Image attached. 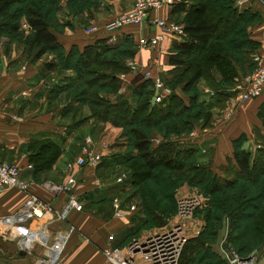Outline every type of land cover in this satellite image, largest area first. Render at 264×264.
<instances>
[{
	"label": "trees",
	"instance_id": "1",
	"mask_svg": "<svg viewBox=\"0 0 264 264\" xmlns=\"http://www.w3.org/2000/svg\"><path fill=\"white\" fill-rule=\"evenodd\" d=\"M21 2L22 0H0V20H14L8 29L0 30V35H6L11 40L21 39L22 33L18 31L19 18L24 15L31 30L25 41L27 46L23 47L25 57L35 62L41 55L52 53L54 59L46 62V65L71 70L73 74L66 87L64 86L68 95L80 104H88L91 113L99 120H108L125 128L124 135L130 134L145 170L159 167L184 170L187 165L194 168L199 166L201 169L209 166L177 158L181 151H195V147H182L177 139H163L152 147L149 134L152 130L166 134L188 133L203 110L207 111V120L212 112L209 107L215 102L223 103L228 96L236 93V90L230 88L238 84L242 75L250 73L254 68L252 56L256 52L257 44L248 38L247 28L259 20L258 14L238 8L234 4L235 0H179L173 4L170 20L182 25L183 34L179 35L181 39L172 42L168 56V63L172 67L167 72L168 77H163L171 93L152 103L154 90L150 80L130 85L129 97L117 93L121 83L119 74L127 70L126 60L135 55L136 46L131 38L122 37L109 43L106 37L100 36L82 49L72 45L66 51L55 34L62 31H57L58 26L55 27L56 30L53 29L47 21L45 13L50 8L44 12L40 5L29 3L24 11L13 14V5ZM57 7L61 9L59 1ZM71 13L68 10V14ZM200 79L213 91L212 95L204 98L197 86ZM105 91L115 96H104ZM133 98L136 103L132 102ZM256 112L264 126V100ZM246 137L247 134L243 132L232 139L235 165L249 178L262 175L264 140H261L262 146L256 155L251 157L250 150L242 144ZM32 147L29 158L33 163L34 174L49 168L61 151L60 143L51 137L34 143ZM143 181L145 185L139 191L140 215L133 217L146 222V217L150 216L155 221H160L161 214L166 213L163 212L165 208L161 207L162 193L151 183ZM220 189L219 185L211 186L212 191ZM239 194L245 204L238 208L239 215L243 216L242 221L248 224L249 229L258 231V223L253 219L254 215H258L257 210L260 207L257 196L246 194L245 190ZM166 209L172 211L173 206ZM261 209L264 213V206ZM128 230L129 227L126 232ZM256 234L254 233L255 236ZM195 248L196 246L193 249L191 247L192 252ZM186 250L181 254L179 264H194L195 261L188 255L190 251ZM205 256V252L200 255L202 258Z\"/></svg>",
	"mask_w": 264,
	"mask_h": 264
},
{
	"label": "crops",
	"instance_id": "2",
	"mask_svg": "<svg viewBox=\"0 0 264 264\" xmlns=\"http://www.w3.org/2000/svg\"><path fill=\"white\" fill-rule=\"evenodd\" d=\"M113 1H124L126 9L131 7V0ZM239 1H241L240 4ZM234 4L240 9H248L259 15V20L248 26L247 36L257 44L256 52L253 54H260L264 58V0H235ZM171 8L172 6L151 12L148 20L141 25H127L114 32L116 40L129 37L137 44L135 55L128 59V62L133 61L134 69L129 66L125 72L119 74L120 87L126 91L125 95H129L127 94L129 86L136 82L142 80L152 82V79L156 77L161 79L168 77L167 72L172 67L168 63L169 49L172 42L181 39V36L169 35L163 41L156 43L154 48H143L140 43L143 39L160 31L159 27L152 23L151 18L161 17L172 21L170 20ZM55 34L66 51L72 45L82 49L100 36L88 35L78 27ZM21 50L22 48L14 44L3 48L0 43V157L16 162L21 167V177L30 182L31 190L42 199L51 201L55 206L63 203L69 194L68 188L74 183L72 193L82 204L84 203L86 208L72 211L67 220L46 216L42 220L29 221L28 226L33 230L29 238L30 250L21 248L14 238L9 237V229L0 225V264H37L38 259L47 251L43 244L45 239L50 241L56 233L66 232L70 222L76 226V229L67 240L60 258L67 264H107L102 247L108 242L112 245L118 244L120 232L130 223L132 210L123 208L125 215L117 218L111 217V219L99 221L94 218L91 223L87 221L88 213L94 208L91 203L98 195L93 191L95 187L93 168L87 166L76 171L77 175L71 186L67 185L66 189L61 187L67 182L63 173L67 159L78 153L74 155L68 150L73 147L74 141L78 142L74 144L77 149L80 140L85 135H91L95 137L94 140L98 143L97 148L104 155L123 128L120 125L99 120L91 113L88 104H80L68 95L65 87L73 74L71 70H61L56 65L50 67L40 60L31 62L26 58L23 61ZM152 59L155 60L154 63ZM147 70H149V78L144 76ZM197 86L204 98L213 94L203 79L197 82ZM236 87L237 83L230 88V90H236V93L228 96L224 101L232 105L231 108L235 103L233 100L238 99ZM262 100H264V92L247 101H240L239 107L237 106L233 111L235 117L226 125L220 124L213 128L212 135H216L215 155L218 159L213 158L211 165L215 162L224 163L225 157L231 155L232 139L243 132L252 134L253 126L251 123L248 124L249 118L254 116L256 118L254 126H259L256 110ZM226 120L227 118H224L223 122ZM46 137H51L60 143L61 151L49 168L36 171L34 174L33 163L29 158L33 149L32 145ZM205 138L202 136L196 141L200 145L199 140L204 141ZM185 139L188 142L194 140L192 135L186 136ZM205 150L208 151L207 148ZM82 168L85 171H82ZM24 198L25 192L15 187L5 190L0 194V215L13 212L23 203ZM126 203L130 205L135 202L129 198ZM121 205H123L122 202ZM39 228L42 234L35 232ZM109 234L113 235L111 239L108 238ZM137 264L142 263L137 262Z\"/></svg>",
	"mask_w": 264,
	"mask_h": 264
},
{
	"label": "rangeland",
	"instance_id": "3",
	"mask_svg": "<svg viewBox=\"0 0 264 264\" xmlns=\"http://www.w3.org/2000/svg\"><path fill=\"white\" fill-rule=\"evenodd\" d=\"M58 1L61 9L57 7ZM29 3L40 5L42 8L41 10L44 12L50 8V10L45 13L47 21L52 25L51 27L53 29L58 26L59 29L57 31H65L78 27L85 32V29L90 25L101 26L109 21L108 19L112 20L115 16L132 7V0L131 7L128 9H126V2H115L113 0H22L21 3L13 5V14L24 11ZM68 10L72 12L70 15L68 14ZM11 22H14V20H0V30L8 29ZM167 22L177 23L173 20H167ZM18 31L22 33L21 39L13 38V40H11L6 35H0V43L3 48H8L12 44L20 49L22 48L21 54L24 61L26 55L23 51V47L27 46L25 41L26 38L29 37V32L31 31L24 15H20ZM154 34H152V36ZM93 36H96V34ZM150 37L151 36H148L147 38ZM132 42L134 46H137L133 40ZM140 46L147 48L145 44L143 45L142 43H140ZM124 47H127V45H124ZM170 53L171 48L169 49L168 56ZM53 59L54 55L52 53H45L36 61L49 62ZM126 67H129L128 59L126 60ZM105 92L104 96H115L114 94L109 95V91ZM117 93L122 95L125 94L126 91L122 90V87L119 85ZM233 101L235 103L233 102L234 106L232 108V105H228L225 102L221 103L222 105L219 102H215L214 105L212 104L213 106L209 107V111L212 112H210L207 120H205L207 111L203 110L201 116L195 120V123L188 133L179 134L171 132L166 134L152 130L149 134V143L152 147L158 145L163 139H177L182 147H195V151H181L177 155V158L186 159L187 162L196 161L197 164L209 165L201 169L199 166L198 168H194L187 165V168L184 170L166 167H159L148 171L145 170L138 150L132 143L130 134L127 136L124 135V128L120 134L114 138L113 143L109 145L108 152L104 155L102 154L101 159L97 163L93 166H81L93 168L92 173L95 180L93 191L98 194L96 200L91 203L94 208L88 213L89 217L86 220L91 223L94 218L98 221L100 219L108 220L111 219V217L117 218L112 206V198L114 196H119L123 208L132 211L130 212V223L127 226L129 230L126 232V227L120 232L118 246H124L133 239L143 238L148 233L165 229L168 225L181 221L183 224L182 234L185 236V241L181 248L180 259L181 254L187 249L186 251H190L188 255L195 261L194 264H264V213L261 209V206H264V174L250 178L247 177L236 167L232 154L233 152H231V155L225 157L224 163L215 162L214 165H211L212 159L216 157V135H212L213 128L220 126V124L226 125L227 122L235 117L233 111L237 106L239 107L240 100L234 99ZM132 102L136 103L134 102V98ZM224 118H227V120L223 122ZM105 121L110 122L108 120ZM255 121L256 118L254 116L248 119V124L251 123L253 126L251 129L252 134H247L246 139L242 143L244 147L250 150L251 157L256 155L258 149L262 146L261 140H264V126L259 119L260 124L255 127ZM205 133L209 134L207 135ZM189 135L193 136L194 140L193 142L191 141L193 144L185 139L186 136ZM202 136L206 138L204 141L200 139L199 142H201V144L199 145L196 140L202 138ZM91 137V135H85L80 140L81 142L77 149L74 144L78 142L74 141L72 143L73 147L68 148V150L71 154L75 155L77 152L79 153L81 151L82 144L85 142H91L93 147L99 150L97 148L98 143L94 140L95 137ZM206 148L208 151L205 150ZM76 155L67 159V163L73 161ZM6 161L14 162L9 160ZM67 163L63 171L65 176L64 179H67L65 185L71 186L75 181L77 175L76 171L81 167L69 168ZM82 171H85V169ZM122 175V180H118V177ZM143 180L157 187L160 193H162L160 195L161 207L165 208L163 212L166 213H160V217L162 218L160 221H155V219L150 216L146 217L148 219L146 222L143 219L138 221V219L133 217L140 215L139 206L141 205L139 191L141 187L145 185ZM153 181H155V183ZM213 184L219 185L221 189L212 191L211 186ZM242 190H245L246 194L256 195L260 202V207L257 210L258 215H254L255 218H253L254 221L258 223V231L249 229L248 224H244L242 221L243 216L238 213L240 205H245L244 202L241 201L243 197H240L239 194ZM190 194L199 195L200 202L195 206L189 217L185 218V220H181L176 214L177 199L180 196ZM259 197H261V199ZM129 198L133 199L135 202L134 209H130L129 205L126 203ZM124 204H126L125 207ZM170 205L173 206V209L172 211H167L166 208ZM85 208L83 203L82 210ZM254 233H257L256 236ZM193 237L195 238L193 239ZM115 240L117 241L116 238ZM195 246L196 248L194 252H192L191 247L193 249ZM202 246L205 248H202ZM204 252L206 253L205 258L200 257ZM134 256L136 260H138V263L145 264L142 254L136 253ZM249 256L251 258L248 261H244L245 257ZM232 258H235V260L233 261Z\"/></svg>",
	"mask_w": 264,
	"mask_h": 264
},
{
	"label": "built area",
	"instance_id": "4",
	"mask_svg": "<svg viewBox=\"0 0 264 264\" xmlns=\"http://www.w3.org/2000/svg\"><path fill=\"white\" fill-rule=\"evenodd\" d=\"M179 0H132V7L102 24L90 25L85 29L88 35H100L107 38L109 43L116 41L114 32L127 25H139L148 20L151 11L166 9ZM239 4L241 1L238 2ZM152 23L159 27L160 31L145 38L141 43L146 47L154 48L156 43L161 42L169 35H182L183 27L180 24L167 22L161 17H153ZM98 36V37H100ZM254 62L253 70L238 81L237 98L240 101H247L264 92V58L260 54L252 56ZM153 63L155 60H153ZM134 69V63L128 62ZM145 78H149V70L145 71ZM154 101H160L171 93V89L159 77L152 79ZM151 97V98H152ZM102 157L100 150L93 147L91 142L82 144L81 151L73 161H69V168L81 167L83 165L93 166ZM123 175L118 177L122 180ZM16 187L26 193L23 203L13 212L0 215V225L7 227L9 237L15 239L21 248L30 250V235L33 233L28 226L29 221L42 220L46 216H53L61 220H67L72 211L82 210V202L74 193H69L60 206H55L51 201L39 197L30 188V182L21 177V167L16 162H8L0 157V194L5 190ZM69 187V186H68ZM67 185L61 187L66 189ZM200 202L199 195L190 194L178 197L176 204V214L182 220L192 214L195 206ZM112 206L117 217L125 215V210L121 205L119 196L112 198ZM130 209L135 208V204L129 205ZM76 226L70 222L68 229L64 233H56L50 240L43 242L46 248L45 255L38 259L37 264H67L60 258L67 240ZM183 224L181 221L168 225L165 229L153 231L143 238H136L124 246L112 245L108 242L102 247V252L107 264H137L135 254L143 256L145 264H179L180 252L185 241L182 234ZM36 233L42 234L39 228ZM44 237V236H43ZM112 234L108 235L111 239ZM234 261L235 258H232ZM246 261V260H244ZM243 261V262H244ZM248 261V260H247Z\"/></svg>",
	"mask_w": 264,
	"mask_h": 264
},
{
	"label": "water",
	"instance_id": "5",
	"mask_svg": "<svg viewBox=\"0 0 264 264\" xmlns=\"http://www.w3.org/2000/svg\"><path fill=\"white\" fill-rule=\"evenodd\" d=\"M151 102H152V103H154V102H155V101H154V97H152V98H151ZM74 187H75V185L71 186L70 188H68V190H67V191H68L69 193H72V192H73V190H74ZM21 253H23V251H22ZM250 258H251L250 256H249V257H245V259H244V260H249Z\"/></svg>",
	"mask_w": 264,
	"mask_h": 264
}]
</instances>
